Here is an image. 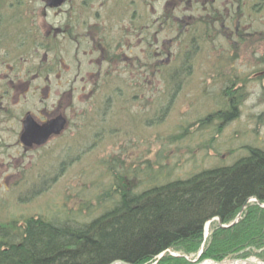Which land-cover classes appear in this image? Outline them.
Masks as SVG:
<instances>
[{
  "label": "rangeland",
  "instance_id": "1",
  "mask_svg": "<svg viewBox=\"0 0 264 264\" xmlns=\"http://www.w3.org/2000/svg\"><path fill=\"white\" fill-rule=\"evenodd\" d=\"M259 1H239L243 10L233 15L229 28L225 14L219 11L212 14L213 23L206 27L204 23L209 22V17L198 12L194 17L201 16L200 26L193 25L188 30L178 31L177 35L169 32V39L179 37L169 48L174 57L165 63L166 70L163 63L157 64L146 90L132 88L125 75L112 76L100 79L95 98L85 101L81 93L84 85L80 81L92 65L88 58L75 56L74 48H66L62 61L50 66L59 73H44L41 86L54 89L67 82L63 90L68 89L79 70L72 87L73 104L79 110L89 107L92 110H88V116H78L73 122V137L50 144L39 155L23 154L11 136L3 137L0 141V228L15 231L24 227L29 219L86 224L113 206L120 186L122 191L137 194L153 185L185 180L205 170L230 166L246 156L249 149L264 151V59L255 57L263 54L264 43L257 42L256 38L242 42L243 28L236 32L241 22L254 36L257 32L264 33L259 23L263 12L249 10L256 9ZM221 5V0H216L215 10ZM123 11L125 3L120 2L119 12ZM127 16L126 11L121 19ZM137 51L136 48L134 54ZM181 52H192L193 57L184 66L188 73L181 72L170 80L171 70L180 66L175 56ZM17 56L20 50L15 49L10 57ZM26 57L24 53L23 58ZM22 65L25 70L32 68L25 63ZM162 66L165 80L161 77ZM65 67L67 74L63 72ZM122 68L120 66V73ZM57 74L61 78H57ZM27 80L30 81V77ZM175 83L179 87L174 94ZM226 85L235 92L232 102L236 111L233 117L223 121L221 113L227 112V105L222 99V90ZM117 91L121 94L114 93ZM163 108L164 116L160 118ZM0 134L6 133L0 131ZM124 168L129 174L124 173L121 183L114 176H122L118 173ZM247 204L257 205V200L251 199ZM217 226V221H209L204 225V234L208 236ZM202 244L194 254L169 250L163 258L149 264H159L162 259L193 264L204 250ZM244 252L248 249L223 262ZM202 260L195 264H204L210 259Z\"/></svg>",
  "mask_w": 264,
  "mask_h": 264
},
{
  "label": "flooded vegetation",
  "instance_id": "2",
  "mask_svg": "<svg viewBox=\"0 0 264 264\" xmlns=\"http://www.w3.org/2000/svg\"><path fill=\"white\" fill-rule=\"evenodd\" d=\"M239 1L221 0L222 5L215 10L216 0H61L57 6L55 0L53 5L50 0H0V131L6 133L0 134V141L11 136L21 153L39 155L50 144L73 137V122L90 114L92 107L83 111L73 104L72 87L79 70L68 89L63 90L67 82L54 89L41 86L44 73L58 72L50 66L62 61L66 48H74L75 56L88 58L92 65L80 81L85 101L95 98L100 79L112 76L125 75L132 88L146 90L157 64L163 63L166 70L165 63L174 57L169 48L179 37L169 39V32L177 35L193 25L200 26L201 16L194 17L198 12L209 17L206 27L213 23L212 14H225L229 28L233 15L243 10ZM120 2L125 3L123 13L119 12ZM255 6L249 10L263 12L259 23L264 28V0ZM126 11L128 16L121 19ZM237 26L236 32L243 28L242 42L256 38L264 43V33L254 36L241 22ZM15 49L20 50V56L14 59L10 55ZM262 52L255 57L264 59V46ZM175 57L185 62L193 56L181 52ZM24 63L32 68L25 70ZM66 70L63 72L67 74ZM57 78L61 76L57 74ZM118 92L114 93L121 94Z\"/></svg>",
  "mask_w": 264,
  "mask_h": 264
},
{
  "label": "trees",
  "instance_id": "3",
  "mask_svg": "<svg viewBox=\"0 0 264 264\" xmlns=\"http://www.w3.org/2000/svg\"><path fill=\"white\" fill-rule=\"evenodd\" d=\"M179 84L173 86L174 94ZM230 90L228 86L222 90L227 105L223 121L236 111L235 92ZM125 169L118 173L122 176H114L121 183ZM118 188L113 206L86 224L29 219L15 231L0 228V264H148L169 250L194 254L203 243L207 222L216 219L228 225L243 208L230 228L211 229L199 260L219 262L247 249L241 258L264 259V209L247 204L249 199L264 204L263 150L249 149L230 166L153 185L141 193ZM158 263L185 264L174 259Z\"/></svg>",
  "mask_w": 264,
  "mask_h": 264
},
{
  "label": "water",
  "instance_id": "4",
  "mask_svg": "<svg viewBox=\"0 0 264 264\" xmlns=\"http://www.w3.org/2000/svg\"><path fill=\"white\" fill-rule=\"evenodd\" d=\"M57 1V3L54 5V6H57L59 5V3L61 2V0H55ZM51 5H53V0H50L49 2ZM43 139H45L46 137V134L43 135ZM240 263H243V264H264V262H259V263H255V262H251L249 260H243V261H239ZM232 263H235V262H232ZM111 264H127V263H124V262H121V261H116V262H113ZM214 264H218V263H214Z\"/></svg>",
  "mask_w": 264,
  "mask_h": 264
},
{
  "label": "bare ground",
  "instance_id": "5",
  "mask_svg": "<svg viewBox=\"0 0 264 264\" xmlns=\"http://www.w3.org/2000/svg\"><path fill=\"white\" fill-rule=\"evenodd\" d=\"M204 264H211V263H209V262H206V263H204ZM227 264H243V263L236 262V263H227Z\"/></svg>",
  "mask_w": 264,
  "mask_h": 264
}]
</instances>
